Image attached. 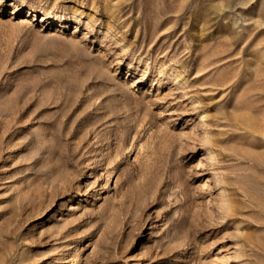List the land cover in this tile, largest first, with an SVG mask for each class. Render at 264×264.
<instances>
[{"label":"rangeland","instance_id":"374dc122","mask_svg":"<svg viewBox=\"0 0 264 264\" xmlns=\"http://www.w3.org/2000/svg\"><path fill=\"white\" fill-rule=\"evenodd\" d=\"M0 264H264V0H0Z\"/></svg>","mask_w":264,"mask_h":264}]
</instances>
